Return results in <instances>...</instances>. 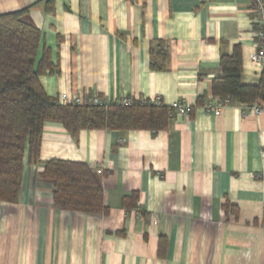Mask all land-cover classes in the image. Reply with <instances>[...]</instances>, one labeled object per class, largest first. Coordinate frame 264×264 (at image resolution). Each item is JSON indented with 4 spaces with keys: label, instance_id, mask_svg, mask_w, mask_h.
Instances as JSON below:
<instances>
[{
    "label": "crops",
    "instance_id": "1",
    "mask_svg": "<svg viewBox=\"0 0 264 264\" xmlns=\"http://www.w3.org/2000/svg\"><path fill=\"white\" fill-rule=\"evenodd\" d=\"M26 7L42 32L37 60L48 49L56 67L40 77L48 95L180 101L188 114L158 131L76 136L46 122L40 160L101 170L107 213L57 208L42 163H26L18 201H0V264H264V110L198 103L216 99L220 56L236 45L242 83L258 84L250 1L0 0L2 13Z\"/></svg>",
    "mask_w": 264,
    "mask_h": 264
},
{
    "label": "trees",
    "instance_id": "2",
    "mask_svg": "<svg viewBox=\"0 0 264 264\" xmlns=\"http://www.w3.org/2000/svg\"><path fill=\"white\" fill-rule=\"evenodd\" d=\"M29 13L30 7L0 12V201L17 202L26 163H42L40 177L51 185L57 208L105 214L107 206L98 171L84 162L40 160L45 123H61L72 136L83 129L158 131L169 127L176 111L150 100H131L129 104L115 101L108 105L62 104L48 95L40 77L55 72L56 67L48 49L37 60L42 32L30 20ZM156 55L161 63H151V69L165 70L167 52L160 50ZM220 67L221 76L212 82L213 97L228 99L229 105L257 104L263 108L264 70L258 84H243L239 45L232 54H221ZM198 103L204 104L205 99L200 97ZM136 199L135 196L133 200ZM261 223L264 225V216Z\"/></svg>",
    "mask_w": 264,
    "mask_h": 264
},
{
    "label": "built area",
    "instance_id": "3",
    "mask_svg": "<svg viewBox=\"0 0 264 264\" xmlns=\"http://www.w3.org/2000/svg\"><path fill=\"white\" fill-rule=\"evenodd\" d=\"M251 4V11L254 15V23L256 29L254 31V36L256 38L258 51L252 55V61L264 64V0H249ZM58 101L62 104H89V105H108L109 101L103 100L98 95H91V96H79V95H68L66 93H61L58 96ZM216 102V105L213 103ZM122 104H129L131 99L123 98L119 101H116ZM153 103H160L159 99L151 100ZM229 100L222 101L219 98L215 100L211 97L207 99L204 103V106L209 112H213L215 115H219L221 112L222 107L228 106ZM172 108L179 114L187 115L188 114V107L180 102L176 101L171 105ZM245 114H254L259 115L263 112V108L258 106L257 104L254 105H244L243 106ZM101 173V170L98 171Z\"/></svg>",
    "mask_w": 264,
    "mask_h": 264
}]
</instances>
